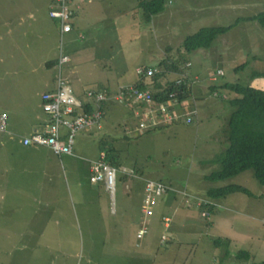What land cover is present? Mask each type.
Returning a JSON list of instances; mask_svg holds the SVG:
<instances>
[{
  "label": "rangeland",
  "instance_id": "1",
  "mask_svg": "<svg viewBox=\"0 0 264 264\" xmlns=\"http://www.w3.org/2000/svg\"><path fill=\"white\" fill-rule=\"evenodd\" d=\"M119 1L109 0L110 3ZM131 1L128 0L129 12L126 17H121L122 22L104 24L103 30L98 31L91 43L82 39L81 46L74 52V58L79 59L76 69L79 77L89 75L84 73V69L93 66V72L116 90L120 85L131 84L136 79L137 65H156L167 52L173 58L181 59L183 55L189 60L193 71L189 70L186 74L191 78L199 74L208 83V78L219 70L224 75L219 76L218 83L247 82L264 89V76L251 79L254 71L264 72V27L257 21L244 19L263 11L264 0H242L246 5L207 11L199 6L200 0H170L173 3L171 11L161 12L151 21L145 18L141 7L132 8ZM48 4L49 0H0V33L17 25L13 23L4 27V19L18 17L37 7L46 11ZM221 25L233 26L228 33L219 36L210 48L188 53L182 47L186 36L204 27ZM246 61L248 65L244 69L239 67ZM135 62L137 65L132 68ZM1 67L3 71L5 64ZM236 67L238 70L235 71ZM65 70L63 78L70 81L65 76ZM95 86L92 82L85 85L87 88ZM5 88L7 86L0 90ZM235 95L230 91L221 94L217 91L215 104L200 106L199 124H169L148 132L139 127L138 118L130 109L109 105L101 127L78 132L75 157L72 158L75 164H68L67 157H63L62 166L67 173L64 187L54 184L47 189V185L42 184L40 188H31L28 179L23 176L13 183L19 190H7L5 184L0 186V264H79L80 255L84 254H93V264H134L138 256L130 259L123 256L125 252L118 254L128 249L129 242L138 251L147 246L149 251L146 254L138 253L144 259L149 256L153 264H264V193L254 171L248 169L217 182L206 179V175L220 169L221 163L212 160L228 147L226 127L232 111L229 99ZM3 103L9 104V96L0 93V104ZM102 142L123 151L126 167L122 172L124 168L130 173L134 170L148 180L162 181L169 187L187 188L189 192L199 194L203 193V188L230 184L242 185L251 194L234 192L221 198L222 205L214 207L211 219L199 216L205 231L201 235L196 234V237L190 232L195 223L187 220L184 210L174 216L175 207L181 199L171 187L158 198L151 217H145L140 209L136 210L135 199H132L127 215L132 219L137 211L149 229L147 240L140 246H136L137 241L140 243L136 232L142 224L128 229V232L132 231V237H116L124 231L121 215L118 221H108L112 225L110 230L116 233L88 237L87 213L98 219L96 225H102L101 218L112 212L114 204L104 191L97 198L88 192H84L83 197L79 196L72 167H79L80 179L91 184L90 161L98 157ZM211 154L216 155L207 162ZM120 181L123 180H119L118 185L122 184ZM168 196L172 197L169 202ZM37 200L55 202L46 205L37 203ZM14 209L26 218L30 215L29 219L24 223L11 221ZM76 215H79L83 228L81 233L77 231V223H74V228L72 224L71 230L66 229ZM164 216H170L169 225H166ZM57 224L64 226L66 237L57 233ZM166 236L171 242H163ZM219 238L231 243L228 246L216 245L215 240ZM241 250L249 251L250 259L238 258Z\"/></svg>",
  "mask_w": 264,
  "mask_h": 264
},
{
  "label": "crops",
  "instance_id": "2",
  "mask_svg": "<svg viewBox=\"0 0 264 264\" xmlns=\"http://www.w3.org/2000/svg\"><path fill=\"white\" fill-rule=\"evenodd\" d=\"M140 1L141 0H132L131 7H140ZM51 2L52 0H49L48 8L46 5L48 12L47 10L42 11V8L37 7L32 11L23 12L18 17H10L3 20L4 27L9 24L17 23V25L12 28L0 33V88L7 86V88L0 90V93L9 96V104H0V112L8 113V129L6 132H1L2 135H0V186L5 184L7 190H19L20 188L13 185V183L19 181L21 176L28 179L31 188H40L42 184L47 185V189H51L54 184H57L58 186L63 185L64 187V176H67V173L62 166L63 157H67L68 164H75V162L72 161V158L75 157L74 151L72 154L56 155L48 146L32 144L25 145L22 141L26 136H31L35 133H42L45 130L49 115L42 107V94L55 89L57 86V77L60 72L57 61L61 51L70 57V61L62 65V76L64 74L63 70L66 69L65 76H67L71 82L69 80L66 81L72 87L74 94L78 98L84 99L86 91L90 89H108L112 93H115L118 90V88L114 90L112 85H109L103 81L104 79L98 76L97 73H94L93 66H87L84 69V73L89 75L83 78L79 77L76 71L77 66L79 65V59L76 60L74 58V52L81 46L82 39L85 40V43H87L86 41H90L91 43L94 37L99 33L98 31L103 30L104 24L122 22L123 19H121V17H126L129 12L128 0H120L115 3H110L109 0H72L71 7L74 9V23L72 30L69 32H62L59 23L50 17L49 9ZM172 4L173 3L170 1L168 9L163 12H170ZM198 4L200 7L204 8V11L218 8H221L222 10L224 6H230L227 8L234 9V7L246 5L242 0H200ZM97 24H100L99 27H96ZM121 29L126 28H120L119 30ZM54 61L55 63H53ZM3 63L5 64V67L2 71L1 65ZM134 65H137L136 62L133 63L132 68ZM154 65L155 64L137 65L135 69L136 79L131 84H124L119 87L134 85L141 78L137 73V69L140 66ZM18 79H23L25 82H21ZM87 82H92V84H95L96 86L87 88L88 86L85 87ZM208 86V83L202 81V83H199L194 87L195 95L199 98V106L207 103L215 104L213 102L216 99H214L215 97L213 96L202 100V96H208ZM21 87L26 88L21 89ZM27 89H30V91ZM25 91L28 93L26 94ZM109 105L111 107L117 105L125 106L136 116L131 107L118 103L114 99L109 101L107 108L110 107ZM199 120L200 118L198 119L197 124H199ZM215 155L216 154H211L207 158V162ZM97 158L90 161V172L91 163ZM72 171L76 174L74 183L76 184V192L79 196L83 197L84 192H88L97 198L100 193L104 191L106 195L110 197L109 200H112V203L114 204L111 213L102 218L100 217L102 225H96L95 222H97L98 219H94V216H88L87 213V219L85 220L87 223V232L89 234L88 237H104L106 232L116 233V231L110 230L112 225H109L108 221H118L117 218H119V215H121L124 220L122 225L124 231H120L116 237L123 238L128 235L132 237V231L128 232V229H133L136 225H140L143 222V216L141 217L136 211L135 217L130 219L127 213L131 208L130 203H132V199L134 198V207L136 210L140 209L142 214L145 184L148 178H145V176L143 177L140 172L136 173L134 170L131 173L127 172L124 168L123 172H120L121 176H117L115 192H111L103 182H93L91 180V184H88L85 180L80 179L79 167L77 168L73 166ZM119 180L123 181H120L122 184L118 185ZM118 187H120V190H117ZM170 187L180 196L181 199L175 207L174 216H178V211L184 210V212L187 213V220L195 223L190 229V232H193V236L196 237V234L201 235L204 233L203 231H205V229L201 226V219L199 217L203 216V212L201 205L198 203L201 200L208 199L207 191L212 186L209 188H203V193L201 194L196 191L189 192L187 188ZM169 190L171 189L169 188ZM71 193L73 195L72 189ZM171 199L172 197H167L168 202ZM220 199H212L215 202V207L222 205ZM188 201L192 204H189ZM36 202L47 205L48 202L54 203L55 201L37 200ZM181 207L187 210L182 209ZM213 209L208 208L210 212H212ZM11 214L14 215V217L10 219L13 222L19 220L24 223L30 216L29 215L28 218H26L21 212L16 213V209H14ZM169 217L170 216H164L166 225H169L171 221ZM74 223L78 224L77 231L80 233L83 232L79 215H76V219H73L66 229L71 230L72 224L74 228ZM55 228L57 229V233H60L65 237L67 236L64 234L63 225L57 224ZM138 230L136 233H138ZM98 233L101 235L99 236ZM147 235L144 240H139L140 243L137 241V247L147 240ZM110 236H112V234ZM164 238L163 242H171L168 236ZM147 251H149L147 246H145L143 250L138 251L134 249L133 244L129 242L128 249L119 251L118 254L125 252V255H122L130 259L138 256L134 264H136V262L137 264H145V262L148 264L151 262L153 264L154 261H151L149 256L147 259L139 256L138 252L146 254ZM131 254H134V256H131ZM131 262L134 261L132 260ZM79 264H93V254L80 255Z\"/></svg>",
  "mask_w": 264,
  "mask_h": 264
},
{
  "label": "trees",
  "instance_id": "3",
  "mask_svg": "<svg viewBox=\"0 0 264 264\" xmlns=\"http://www.w3.org/2000/svg\"><path fill=\"white\" fill-rule=\"evenodd\" d=\"M55 2L56 0H52L51 3L54 4ZM169 2L170 0H141L140 7L144 11L145 18L151 21L157 14L168 9ZM241 19L242 18H240V20ZM244 19L257 21L264 27V10ZM55 20L59 23L57 19ZM238 21L236 22V24L238 23ZM232 26L233 25H221L201 28L197 32L186 36L182 40V47L188 53H194L201 49H208L212 46L213 42L219 36L228 33L231 30ZM61 54L62 51L59 57L61 56ZM179 55H181V53H179ZM247 62L248 61L244 62L239 67H242L244 69L248 65ZM53 63H55V61ZM57 64L59 66V59L57 61ZM147 67H153L157 70L156 73L151 76L141 77L134 84V86L141 89H151L155 101L158 103L168 102V100H171L172 98L179 100V103L185 100L189 103H186L187 105H177L176 107H174L176 112L178 114L185 113V115L187 116H192L193 119L197 117L196 120L192 123L186 124L185 117H182L179 120L172 121L170 123H163L154 128H162L169 124L190 125L196 123L200 117V106L198 103L199 98H197L194 92V87L197 84L202 83L203 79L196 74V78H191L188 75H185L187 71L192 70V65L189 60L183 55L181 56V59L173 58L172 55H169V53L166 52L165 56L162 57L156 65ZM59 69V74L61 73L62 75V66L59 67ZM236 70H238V67L235 68V71ZM223 75L224 72L220 73L218 70L216 75L214 74L213 76L208 78L209 93L206 97L202 96V100H204L205 98H209L212 96L216 98L217 91L219 94L225 93L227 91L234 92L236 94L234 97L229 99L230 105L232 106V111L228 117L226 127L228 147L212 160L213 162L216 161L218 163H221V167L220 169L214 170L213 172L206 175V179L211 182H217L237 176L245 170L252 169L259 183L262 185L264 193V89L254 87L247 82L222 81L218 83L220 78L219 76ZM256 76H264V72L254 71L251 74V79ZM213 77H216V79H211ZM179 80H181V82H178ZM104 90L99 91H104L109 96H112V94H114L108 89ZM173 93L174 96H171ZM112 99L113 98L100 102V107L104 112L103 117L105 115L107 104ZM82 100H86V93L85 98ZM190 100L192 101L190 102ZM95 108L96 102L94 100L88 101L84 105V110L87 112H90ZM195 110L197 111L195 114H193L194 112L192 111ZM154 128L147 129L146 132H148L149 130H153ZM100 149L101 150L99 153V157L93 160L91 163V172L93 162L100 158L101 152H105L106 162L118 169V176V173L122 172L123 167H126L124 158L125 155L123 151L117 149L116 147L108 146L105 142L101 143ZM234 192H244L247 194H251L250 190L242 185L230 184L227 186L209 188L207 191L208 199L206 200L214 202V199L226 197L227 195ZM201 207L202 211L208 208L213 209L215 207V202L214 204L206 205L203 203ZM230 243L231 242L229 240L222 241V239L220 238L215 240V244L219 246L221 244L223 246H228ZM237 257L250 259L251 254L249 251L241 250L238 252Z\"/></svg>",
  "mask_w": 264,
  "mask_h": 264
},
{
  "label": "built area",
  "instance_id": "4",
  "mask_svg": "<svg viewBox=\"0 0 264 264\" xmlns=\"http://www.w3.org/2000/svg\"><path fill=\"white\" fill-rule=\"evenodd\" d=\"M71 1L56 0L50 9V17L59 21L62 32H69L73 27L74 9L71 7ZM68 61H70V57L62 52L59 57V67ZM156 71L153 67L147 66H140L137 69L140 77L154 75ZM171 96H174V93ZM111 98L134 110L138 117V125L142 130L151 129L163 123H170L182 117H185L186 124L194 122L197 118L193 119L192 116H187L185 113L178 114L174 109L177 105H187L186 103L189 102L184 100L179 103V100L172 98L168 102L158 103L155 101L151 89H141L134 85L121 86L112 96L104 91L90 89L86 91V100L83 101L74 94L72 87L60 73L56 89L47 91L42 95V107L49 115L44 132L26 136L22 141L25 145L48 146L56 155L72 154L78 132L91 130L95 126L101 127L104 112L100 107V102ZM92 100L96 102V108L90 112L85 111V103ZM196 111H192L193 114ZM7 127L8 114L0 112V131H6ZM105 156V152H101L100 158L93 162L92 181L104 182L111 192H115L118 169L107 163ZM169 188L165 182L146 180L142 204L145 217L154 215L158 198L165 194ZM203 203L205 205L214 204V202L206 199L199 201V205H203ZM203 216L210 219V211L208 209L203 210ZM146 223L143 221L138 230L137 237L140 241L144 240L148 233Z\"/></svg>",
  "mask_w": 264,
  "mask_h": 264
}]
</instances>
